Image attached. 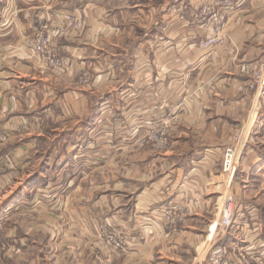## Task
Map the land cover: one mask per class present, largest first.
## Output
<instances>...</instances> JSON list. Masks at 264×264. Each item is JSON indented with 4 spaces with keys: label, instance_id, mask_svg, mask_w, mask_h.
<instances>
[{
    "label": "crops",
    "instance_id": "obj_1",
    "mask_svg": "<svg viewBox=\"0 0 264 264\" xmlns=\"http://www.w3.org/2000/svg\"><path fill=\"white\" fill-rule=\"evenodd\" d=\"M200 1L0 0V132L10 136L0 184L29 163L33 138L56 134L59 153H69L70 162L59 164L56 203L48 205L54 221L63 217L85 233L89 249L107 250L104 264L122 258L153 264L174 249L189 253L194 239L201 242L212 210L209 190L224 176L221 152L250 118L231 191L233 220L240 224L226 229V240L262 250L264 213L252 197L263 199L264 193L251 197L237 185L252 188L256 173L264 178V98L250 100L252 81L239 71L241 63L264 56V0L234 7L223 23L230 40L212 48L198 46L208 34L195 14ZM37 9L66 28L55 37L69 64L64 71L40 67L23 52ZM70 13L80 14L82 25L71 27ZM76 67V77L66 76ZM155 118L170 121L160 149L146 137ZM177 200L185 203L187 220L169 231L154 209ZM96 216L117 218L133 231L127 250H103L99 239L88 237ZM258 257L245 258L264 264Z\"/></svg>",
    "mask_w": 264,
    "mask_h": 264
},
{
    "label": "rangeland",
    "instance_id": "obj_2",
    "mask_svg": "<svg viewBox=\"0 0 264 264\" xmlns=\"http://www.w3.org/2000/svg\"><path fill=\"white\" fill-rule=\"evenodd\" d=\"M208 1L210 0H201L195 12V14H197V16L199 17L201 27L202 22L206 21V17L204 19H201V8L203 5H207ZM239 5H236L235 8H237ZM230 12L231 10L229 11V13ZM229 13L227 14V16H229ZM73 14L81 18L80 14ZM213 29L214 27L207 30V36L212 33ZM218 32L223 39V41L218 45L224 44L227 40H230L228 34L226 32L223 33V24L222 27H219ZM242 66H249V71H243L241 69ZM78 69L79 67H76L74 70H70V73H68V75H65L71 76V74H73L75 76V74L78 73ZM262 69H264V56L260 58V61L258 63L248 62L241 63L239 65V71L247 75V77L250 78L249 80L252 81V85H250L251 90L254 87L252 94H250V100H253L254 96H256L257 87L255 86V79ZM80 77L85 78L87 76H84L83 74ZM247 114L248 112L246 113L244 119L245 124L249 117V115ZM242 128L243 126L233 131L230 144L223 148L221 152V167L226 148L237 146L238 136L236 135V133H239ZM249 133L250 132H248V135ZM54 135L56 134L48 135L50 137L49 139L42 136L33 138V154L29 159V163L26 164L23 169H18L19 173L14 175L15 178L8 179L7 182L4 181V183L2 181V184H0V208L1 206L5 205L0 210V264H104V252H107V250L105 249L106 247H110H108L104 243L100 234L109 231L111 232L113 230L115 231L114 233L118 232L122 237L128 239L129 241L132 240L133 231L125 230V228L118 223L117 218L110 216L99 218V216H96V223L94 225V228L96 229L93 233L94 237H88L97 240L99 239L102 244L101 247L105 251L102 252L98 247H94L96 249L91 250L87 247L86 235L84 232L77 231L76 228L71 227L70 222H66L63 217L61 219L57 218L56 221H54V214H52L51 211L53 208L48 205L52 204L56 199L53 195V182L55 179L58 180V178L55 177L59 175V164L65 167V165L70 162L69 153H59V150H62L63 146L59 147V144L57 143L58 141L56 140L57 137L54 138ZM65 139L68 140L69 138L67 137ZM78 139L83 140V138ZM248 139L249 136H247L246 144ZM9 143L10 141L7 140L6 142L0 144V162L4 161L6 157V154L3 150V148H5L4 145ZM53 147L54 151H52ZM34 150H37V152L35 153ZM55 151H58L59 154ZM239 162L240 161L238 160L235 175L231 180L230 192L233 189L232 186L233 183H235L237 172L240 170ZM4 168L5 166H3V169ZM62 174L63 173L61 172L60 175ZM223 175L224 176L222 177V180L216 183L218 187H212L209 190L211 192V201L209 203V207H211L212 210L207 215L209 221L204 233H202L203 236L200 240L201 242H199L198 239H194V250L189 249V253H186L181 248L174 249L171 251V254L161 255L162 257H157L154 260L155 263L153 264L208 263L210 256L208 251L210 250L211 246H213L215 249V245H224L226 247L228 246V251L231 253V260L235 259L236 256L234 257L232 252L236 254V251L240 250L241 248L237 247L236 245L234 246L230 243H227L226 240V229L240 224V220H233V218L236 217L235 207L233 214L235 216H233L230 224H219V222L222 221V214L220 213V197L224 192H226L225 184L227 182V178L224 172ZM253 177L255 179V182L251 181V183H253L252 188H246V186L242 187V183H240L237 185L238 191L242 192V190H248L247 192L250 193L249 196L253 194H258V196L260 194H263L264 189L263 187H261L262 184H264L261 182V180H264L263 176L259 175V173H256ZM61 178L62 182L60 183H63L67 179L66 174L64 173ZM252 200L255 201V204L259 203L262 206L264 213V194L263 199L252 197ZM168 202L169 201L162 202L161 204H167ZM170 202H176L181 206V210L177 215H173L170 218L160 215L157 209L161 204H159L154 209V212L157 213L158 219L161 221V223L166 225V227L168 228L167 230L169 231L177 230L178 228L175 227L177 225L186 223L187 220L185 217L186 213L184 212V210L186 211L185 203L180 200ZM58 203L59 205L62 203V206L66 204L63 203V201H59ZM61 209H63V207H61ZM71 221H73V219ZM89 242L92 243V241L90 240ZM240 243L242 244L243 242L240 241ZM189 247L190 246L188 245L187 248ZM200 247H202L201 250H199ZM182 248L185 247L182 246ZM127 249L128 248H126L125 250ZM110 253L111 251L109 252V254ZM110 256V258H113L112 254H110ZM122 259H118L119 264H126L129 258H125V261H123ZM241 260L242 257L240 261ZM247 261V263L243 262V264H255L249 260ZM236 263L239 264V261L236 260ZM110 264H115L114 262H112V259L110 261Z\"/></svg>",
    "mask_w": 264,
    "mask_h": 264
},
{
    "label": "built area",
    "instance_id": "obj_3",
    "mask_svg": "<svg viewBox=\"0 0 264 264\" xmlns=\"http://www.w3.org/2000/svg\"><path fill=\"white\" fill-rule=\"evenodd\" d=\"M241 2L242 0H210L207 5L202 6L200 12V15L202 14L201 19L206 17V21L202 22V28L208 30L214 27V29L209 36L199 40V47L212 48L223 41L218 29L219 27H222L229 11ZM67 19V22L71 27H77L83 23V17L80 18L73 13L68 14ZM51 21V18H46L41 10L37 9V11L31 16L32 32L23 42V52L40 67L53 71H64L68 68L69 64L65 57L58 51L55 37L64 34L66 28L61 25H54ZM241 69L243 71H249L250 67L242 66ZM69 70H72V68ZM255 84L257 87V97L264 98V69H262L259 75L256 76ZM155 120L154 121L157 124L153 123L152 126H150L146 133V137L155 149H160L167 143L165 129L170 121L167 118H155ZM248 131L246 135H243V128L239 133L237 132V146L226 148L224 153L222 172L225 173L227 182L225 184L226 192L220 197V213L222 214V221L219 222V224H230V221L234 216V198L230 192V186L231 180L235 175V170L237 169V162L246 145ZM9 138L10 136L7 132H0V144L6 142ZM157 210L163 217L170 218L171 216L178 214L181 210V206L176 202L169 201L167 204L159 205ZM114 232L115 231L112 230L111 232L109 231L100 234L104 243L112 250L122 251L128 248L129 240L122 237L118 232ZM215 247L216 248L214 249V247L211 246L208 251L210 256L209 262L206 264H237L236 260L239 261V264H243V262H248L245 257L251 256L255 253L261 256L258 258H264V244L261 245V251H256L254 246L250 245L248 249L241 248L240 250H237V255L232 252L233 256H236L234 260H231V253L228 251V246L215 245ZM241 257L242 260L240 261ZM260 263L262 264V262Z\"/></svg>",
    "mask_w": 264,
    "mask_h": 264
},
{
    "label": "bare ground",
    "instance_id": "obj_4",
    "mask_svg": "<svg viewBox=\"0 0 264 264\" xmlns=\"http://www.w3.org/2000/svg\"><path fill=\"white\" fill-rule=\"evenodd\" d=\"M252 122H253V118H250L248 120V125L243 128V135H246L247 134V131L250 129L251 125H252Z\"/></svg>",
    "mask_w": 264,
    "mask_h": 264
}]
</instances>
